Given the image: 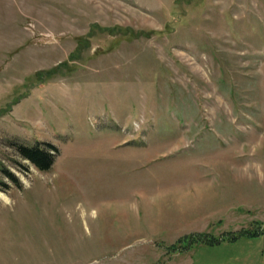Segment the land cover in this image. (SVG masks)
<instances>
[{"label":"rangeland","instance_id":"rangeland-1","mask_svg":"<svg viewBox=\"0 0 264 264\" xmlns=\"http://www.w3.org/2000/svg\"><path fill=\"white\" fill-rule=\"evenodd\" d=\"M0 264H264V0H0Z\"/></svg>","mask_w":264,"mask_h":264},{"label":"trees","instance_id":"trees-1","mask_svg":"<svg viewBox=\"0 0 264 264\" xmlns=\"http://www.w3.org/2000/svg\"><path fill=\"white\" fill-rule=\"evenodd\" d=\"M12 144L17 149L22 158L30 161L40 171L50 170L57 155L60 152L55 145L50 143L38 142L32 146L18 143Z\"/></svg>","mask_w":264,"mask_h":264}]
</instances>
